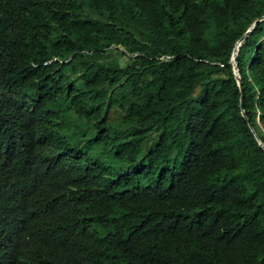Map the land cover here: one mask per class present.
Wrapping results in <instances>:
<instances>
[{"label": "trees", "instance_id": "obj_1", "mask_svg": "<svg viewBox=\"0 0 264 264\" xmlns=\"http://www.w3.org/2000/svg\"><path fill=\"white\" fill-rule=\"evenodd\" d=\"M264 0H0V264H264Z\"/></svg>", "mask_w": 264, "mask_h": 264}, {"label": "water", "instance_id": "obj_2", "mask_svg": "<svg viewBox=\"0 0 264 264\" xmlns=\"http://www.w3.org/2000/svg\"><path fill=\"white\" fill-rule=\"evenodd\" d=\"M264 18V14L254 20V22L245 30V32L241 35V37L235 42L234 46H233V49H232V53H231V57H230V62L232 64V71H233V74L235 76V79H236V82H237V85L239 86V90H240V95H239V107L241 109V114L246 118V115H245V112H244V109H243V99H242V88H241V80H240V76H239V73H238V68L236 66V63H237V51H238V46L240 44V42L249 34V32L251 31V29L253 28V26L255 25V22L259 19H262ZM248 124H249V121L248 119L246 118ZM250 126V124H249ZM251 128V126H250ZM252 130V128H251ZM258 143L264 148V144L258 140Z\"/></svg>", "mask_w": 264, "mask_h": 264}]
</instances>
